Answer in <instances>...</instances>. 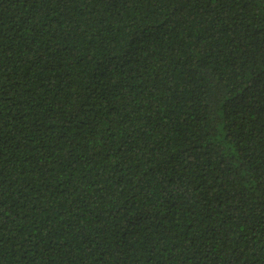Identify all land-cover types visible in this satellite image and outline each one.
<instances>
[{
    "label": "trees",
    "instance_id": "obj_1",
    "mask_svg": "<svg viewBox=\"0 0 264 264\" xmlns=\"http://www.w3.org/2000/svg\"><path fill=\"white\" fill-rule=\"evenodd\" d=\"M0 264H264V0H0Z\"/></svg>",
    "mask_w": 264,
    "mask_h": 264
}]
</instances>
